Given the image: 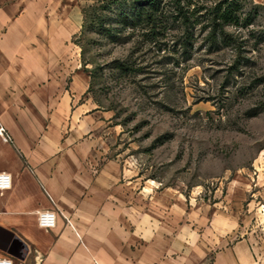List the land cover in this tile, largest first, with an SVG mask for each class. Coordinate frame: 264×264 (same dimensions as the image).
I'll use <instances>...</instances> for the list:
<instances>
[{
    "label": "crops",
    "instance_id": "1",
    "mask_svg": "<svg viewBox=\"0 0 264 264\" xmlns=\"http://www.w3.org/2000/svg\"><path fill=\"white\" fill-rule=\"evenodd\" d=\"M264 5V0H254ZM80 0H0V257L11 264H264V151L194 202L106 156L71 43ZM108 114V115H107ZM256 174L254 175V170ZM54 213L41 227L37 212ZM11 250L15 254L8 252Z\"/></svg>",
    "mask_w": 264,
    "mask_h": 264
},
{
    "label": "rangeland",
    "instance_id": "2",
    "mask_svg": "<svg viewBox=\"0 0 264 264\" xmlns=\"http://www.w3.org/2000/svg\"><path fill=\"white\" fill-rule=\"evenodd\" d=\"M91 2H79L71 43L88 78V106L110 113L106 156L130 160L138 175L194 202L218 200L240 164L264 151V41L239 70L229 68L228 50L185 60L138 33L125 43L82 33L81 10ZM258 22L264 28V8ZM117 63L131 69L122 73Z\"/></svg>",
    "mask_w": 264,
    "mask_h": 264
},
{
    "label": "trees",
    "instance_id": "3",
    "mask_svg": "<svg viewBox=\"0 0 264 264\" xmlns=\"http://www.w3.org/2000/svg\"><path fill=\"white\" fill-rule=\"evenodd\" d=\"M263 8L254 0H92L81 10L82 33L93 30L121 43L138 33L159 50L179 51L185 60L201 49L205 54L228 50L233 54L229 68L239 70L264 41L258 22ZM95 41L88 39V44ZM113 68L125 74L131 69L124 63Z\"/></svg>",
    "mask_w": 264,
    "mask_h": 264
},
{
    "label": "built area",
    "instance_id": "4",
    "mask_svg": "<svg viewBox=\"0 0 264 264\" xmlns=\"http://www.w3.org/2000/svg\"><path fill=\"white\" fill-rule=\"evenodd\" d=\"M0 136L3 140L8 141L10 139L6 129L0 123ZM254 170V175L256 174V169ZM10 186V177L7 172H0V189H5ZM260 211L262 213L261 217L264 218V203H259ZM38 224L41 227H51L54 225V213L50 210H40L37 212ZM0 264H11V260L7 257H0ZM203 264V263H200Z\"/></svg>",
    "mask_w": 264,
    "mask_h": 264
},
{
    "label": "water",
    "instance_id": "5",
    "mask_svg": "<svg viewBox=\"0 0 264 264\" xmlns=\"http://www.w3.org/2000/svg\"><path fill=\"white\" fill-rule=\"evenodd\" d=\"M8 252L11 253V254H15L16 251L14 250V252H13L11 250H8Z\"/></svg>",
    "mask_w": 264,
    "mask_h": 264
}]
</instances>
